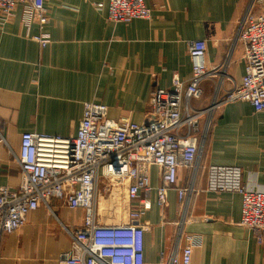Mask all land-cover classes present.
Segmentation results:
<instances>
[{"label": "crops", "instance_id": "obj_1", "mask_svg": "<svg viewBox=\"0 0 264 264\" xmlns=\"http://www.w3.org/2000/svg\"><path fill=\"white\" fill-rule=\"evenodd\" d=\"M144 1L150 19L115 24L108 19L109 0H46L45 32L51 37L46 48L34 40L42 33L38 21L27 26L22 7L0 28V188L18 187L15 155L24 133L74 136L86 103L106 105L112 119L146 122L153 93L170 89L175 76L191 79V41H205L210 68L221 67L203 83L202 98L191 102L194 110L211 107L214 87L225 94L241 83L245 60L238 35L248 9L261 12L255 0ZM213 114L208 130L209 118L204 119L193 169H179L167 204L157 203L162 183L152 167V190L124 206L119 222L130 223L131 211L151 204L138 220L145 229V264L180 261L187 246L191 264H264V247L240 225L242 196L213 184L214 178L230 182L237 173L244 188L264 189V111L239 101L218 106ZM213 167L230 171L214 176ZM180 188L189 190L185 201ZM106 197L98 201L99 213ZM49 206L30 213L3 239L1 264L60 263L71 246L66 229L82 227L84 211L56 199Z\"/></svg>", "mask_w": 264, "mask_h": 264}, {"label": "built area", "instance_id": "obj_2", "mask_svg": "<svg viewBox=\"0 0 264 264\" xmlns=\"http://www.w3.org/2000/svg\"><path fill=\"white\" fill-rule=\"evenodd\" d=\"M255 1L261 12H253V7L248 9L238 35L244 47L245 74L241 83L228 92L224 103L246 102L261 112L264 111V0ZM45 3L46 0H0V28L10 21L17 7H22L27 26L32 20L38 21L42 33L34 40L46 48L51 37L45 32L48 24ZM107 13L110 22L129 24L150 19L152 11L144 0H109ZM207 49L205 41L189 43L191 79L186 83L175 76L170 89L153 93L146 122L112 119L106 105L86 103L74 136L24 133L15 155L20 167L18 187L0 188V246L6 236L26 223L30 213L41 207L50 208V201L56 199L69 209L84 211L82 227L66 229L71 246L61 255L59 264H145V229L138 220L151 204L144 203L141 210L131 211L130 223L103 224L98 201L102 196H113L123 190L130 201L136 200L141 192H150V168L155 167L162 183L156 189L157 203L164 207L169 191L176 186L179 169H193L200 152L204 119L216 107L196 111L191 102L202 98L203 83L215 78L221 68H210ZM210 124L208 121L207 130ZM221 171L230 169L213 167L214 176ZM213 184L218 190L240 193V225L252 230L258 244L264 247V189L244 188L237 173L230 182L214 178ZM188 192L187 188L178 189L180 201L186 200ZM191 258L192 249L187 246L180 261L162 264H191Z\"/></svg>", "mask_w": 264, "mask_h": 264}, {"label": "rangeland", "instance_id": "obj_3", "mask_svg": "<svg viewBox=\"0 0 264 264\" xmlns=\"http://www.w3.org/2000/svg\"><path fill=\"white\" fill-rule=\"evenodd\" d=\"M216 85L214 84L213 87ZM214 89H215V94L213 95L214 100L211 106H215L217 108L218 106L225 105L224 101H225L226 95L231 90L227 91L224 94L222 92L223 88L221 89V87L217 86V88L214 87ZM214 89H213V92H214ZM213 119H214V114H212L208 120L209 122L210 121L212 122ZM203 126H204V123H203ZM105 200H107V202L105 201L106 204L104 201H102L103 206H102V211L100 212V217L106 221L113 220L116 223H118L124 217V210H125L124 206L127 205L128 199L125 197V194L122 192V193H115V194L113 193V196H108L106 197Z\"/></svg>", "mask_w": 264, "mask_h": 264}]
</instances>
